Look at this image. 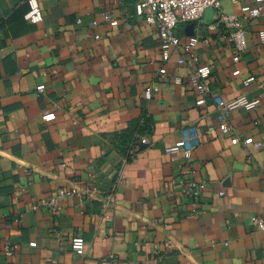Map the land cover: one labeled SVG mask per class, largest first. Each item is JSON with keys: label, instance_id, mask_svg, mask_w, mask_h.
Listing matches in <instances>:
<instances>
[{"label": "crops", "instance_id": "crops-1", "mask_svg": "<svg viewBox=\"0 0 264 264\" xmlns=\"http://www.w3.org/2000/svg\"><path fill=\"white\" fill-rule=\"evenodd\" d=\"M38 1L43 21L33 24L25 0H0V264H264V232L252 222L264 220V3L246 1L260 11L250 18L223 2V15L245 26L237 62L235 29L215 11L178 28L182 47L197 39L213 94L247 102L229 115L253 139L243 146L223 134L211 97L197 105V66L180 64L179 51L164 60L137 0ZM141 118L150 146L118 182L115 146ZM191 124L202 145L188 164L166 149ZM181 179L207 183L201 203L180 193ZM61 191L59 210L33 209ZM78 236L84 257L72 250Z\"/></svg>", "mask_w": 264, "mask_h": 264}, {"label": "built area", "instance_id": "built-area-1", "mask_svg": "<svg viewBox=\"0 0 264 264\" xmlns=\"http://www.w3.org/2000/svg\"><path fill=\"white\" fill-rule=\"evenodd\" d=\"M29 5L30 10L26 14L25 19L33 24H38L43 21V14L38 0H25ZM225 0H137L135 3L136 16L143 18L150 26H157L159 37L161 40V49L164 60H168L173 51L181 52L182 56L179 58L180 64L188 63L195 65L197 68L193 71L191 76V85L196 94V103L198 106L206 104L208 98H212L218 111V119L221 125V129L224 135H231V141L233 144H242L247 146L253 143L252 138L242 139L236 132L235 128L230 124L229 115L234 110L243 106H248L247 102L243 99L235 101H225L219 95H214L207 80L210 78L211 70L207 66L199 65V58L194 53V47L197 43V39H192L189 44L182 47L181 39L178 34V28L181 24L201 20L204 12L207 9H213L218 17V23L222 24L227 22L230 27L234 28L232 34V42L235 45L236 56L234 60L239 61L240 53L245 49V26L242 20H237L233 17H226L222 12V5ZM237 4H242V11L250 18H256L260 15L258 8H252L246 4L247 0H230ZM257 4L264 3V0H255ZM105 21L112 27H117L119 21L115 19L110 12L104 14ZM185 55H183V53ZM253 81V78L247 80L248 84ZM39 92L44 91V87L38 88ZM151 90L146 91V96L151 97ZM56 118L54 113L46 114L43 116V120L46 122L52 121ZM140 132L134 135L133 140L128 146V149L122 157V162L116 174L118 182L124 177L123 167L128 159L136 157L144 148L150 146V129L149 122L146 118H141L139 122ZM202 145V140L199 135L198 127L196 124H191L182 130V139L180 145L169 147L166 149L168 155H182L184 160L191 164L193 157ZM181 190L180 193L183 196H188L195 200V206L202 202V197L207 189V183L205 181H185L180 180ZM66 196L65 192L61 191L50 199H44L39 204L34 206V210L40 206H47L53 210L60 209V201ZM253 224L258 230L264 232V220L258 216L252 217ZM72 250L80 257L86 255V242L83 237H75L72 239ZM15 253V247L11 242H7L5 254L12 256ZM115 257H110V262L114 263Z\"/></svg>", "mask_w": 264, "mask_h": 264}, {"label": "trees", "instance_id": "trees-1", "mask_svg": "<svg viewBox=\"0 0 264 264\" xmlns=\"http://www.w3.org/2000/svg\"><path fill=\"white\" fill-rule=\"evenodd\" d=\"M139 122H140V119L136 122V124L134 125L133 130L131 131V133L129 135L122 136V137L119 138L120 139V145L118 147L115 146V148L118 149L120 154L124 155L126 153L129 144L131 143V141L134 138V135L137 132L141 131V129L139 128Z\"/></svg>", "mask_w": 264, "mask_h": 264}, {"label": "water", "instance_id": "water-1", "mask_svg": "<svg viewBox=\"0 0 264 264\" xmlns=\"http://www.w3.org/2000/svg\"><path fill=\"white\" fill-rule=\"evenodd\" d=\"M211 11L212 14H214V10L213 9H209Z\"/></svg>", "mask_w": 264, "mask_h": 264}]
</instances>
